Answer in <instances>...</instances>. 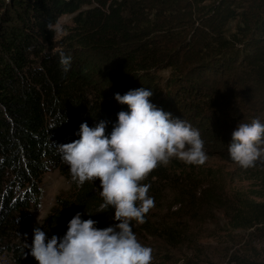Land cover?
<instances>
[{
	"label": "trees",
	"instance_id": "1",
	"mask_svg": "<svg viewBox=\"0 0 264 264\" xmlns=\"http://www.w3.org/2000/svg\"><path fill=\"white\" fill-rule=\"evenodd\" d=\"M202 1L0 0V253L8 251L19 264H38L30 248L15 238L40 206L41 175L50 167L66 177L69 191L56 196L32 233L41 227L48 238L63 237L78 212L82 219L97 221L99 229L114 217L112 207L100 212V181L78 187L55 145L79 139L85 122L95 127L106 121L110 134L117 114L129 111L116 101V93L147 88L157 108L205 133L200 76L208 73H202L228 74L240 51L249 49L241 61L264 83V0ZM64 12H75L73 39L79 48H54L46 25ZM231 18H236L235 30L227 33ZM61 53L71 57L68 71L60 64ZM158 68L168 69L165 85L173 87L162 96ZM218 92L216 87L213 93ZM164 178L173 180L160 165L142 182L151 185L148 195L154 203L166 188ZM182 192L191 201L190 193ZM238 218L248 225L259 222L264 239V201L251 200ZM145 221L132 222L135 235L157 233L171 242L179 237L172 222L151 219L149 212ZM222 264H264V259L233 253Z\"/></svg>",
	"mask_w": 264,
	"mask_h": 264
},
{
	"label": "rangeland",
	"instance_id": "2",
	"mask_svg": "<svg viewBox=\"0 0 264 264\" xmlns=\"http://www.w3.org/2000/svg\"><path fill=\"white\" fill-rule=\"evenodd\" d=\"M74 15L75 12H64L58 16L56 22L63 26V32L53 33L57 44L54 48L79 46L73 39L77 36ZM235 22L236 18L228 20L227 33L235 30ZM247 53L249 49L240 51L238 60L226 71L228 74L221 76V73L205 71L202 74L208 75L200 76L201 89L206 95L199 103L205 106L201 116H204L207 126L205 133L199 132L208 158L203 165H189L173 158L165 166L173 180L162 179L166 188L150 209L149 216L154 220L172 222L179 229V237L171 242L157 233L136 235L140 243L153 249L152 262L156 264H186L189 260L208 264L206 260L209 259L222 264L233 253L264 259V239L261 230L256 228L260 223L252 221L248 225V221L238 218L248 210L251 200L264 201V156L254 167L244 169L231 160L228 152L232 132L239 123H250L258 118L264 124V83L247 73L249 69L241 61ZM155 72L157 87L160 88L158 96L164 95L166 89L173 90L172 86L165 85L168 69L158 68ZM242 76L244 84L241 85ZM215 86L220 90L217 94L213 93ZM40 184V206L32 209L28 222L21 228L22 234H17L15 238L25 245H31L32 227L39 224L38 219L42 222L56 196L69 191L68 180L56 167L42 173ZM183 190L190 193L191 201H187ZM116 223L114 217H110L102 229ZM7 255L11 253L5 251V254H0V262H4ZM12 263L19 264L13 257Z\"/></svg>",
	"mask_w": 264,
	"mask_h": 264
},
{
	"label": "clouds",
	"instance_id": "3",
	"mask_svg": "<svg viewBox=\"0 0 264 264\" xmlns=\"http://www.w3.org/2000/svg\"><path fill=\"white\" fill-rule=\"evenodd\" d=\"M46 28L55 34L63 32L59 22H49ZM70 63L71 57L61 53L64 71ZM152 95L144 87L116 93V101L129 111L117 114L110 134H106V121L95 127L85 122L80 125L79 139L55 145L78 187L86 181H100V212L114 208L118 223L99 229L97 221L82 219L78 212L63 237L48 238L41 227L34 228L32 243L26 248L38 264H152L153 249L140 243L132 230V222L145 223L146 214L155 206L148 195L151 185L142 182L173 158L189 165H203L208 158L199 130L157 108L150 102ZM228 152L240 167H254L264 156V124L258 118L239 123ZM16 233L21 235V229Z\"/></svg>",
	"mask_w": 264,
	"mask_h": 264
},
{
	"label": "built area",
	"instance_id": "4",
	"mask_svg": "<svg viewBox=\"0 0 264 264\" xmlns=\"http://www.w3.org/2000/svg\"><path fill=\"white\" fill-rule=\"evenodd\" d=\"M0 264H13L11 255H7V259L4 262H0Z\"/></svg>",
	"mask_w": 264,
	"mask_h": 264
},
{
	"label": "bare ground",
	"instance_id": "5",
	"mask_svg": "<svg viewBox=\"0 0 264 264\" xmlns=\"http://www.w3.org/2000/svg\"><path fill=\"white\" fill-rule=\"evenodd\" d=\"M18 233H20V232H18ZM0 254H5V252H3V253H0Z\"/></svg>",
	"mask_w": 264,
	"mask_h": 264
}]
</instances>
